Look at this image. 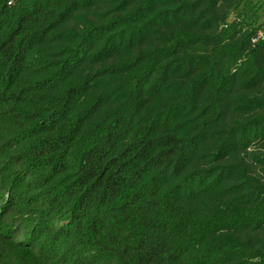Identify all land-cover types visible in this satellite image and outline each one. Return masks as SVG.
<instances>
[{
  "label": "trees",
  "instance_id": "16d2710c",
  "mask_svg": "<svg viewBox=\"0 0 264 264\" xmlns=\"http://www.w3.org/2000/svg\"><path fill=\"white\" fill-rule=\"evenodd\" d=\"M244 2L0 0V264H264Z\"/></svg>",
  "mask_w": 264,
  "mask_h": 264
},
{
  "label": "rangeland",
  "instance_id": "374dc122",
  "mask_svg": "<svg viewBox=\"0 0 264 264\" xmlns=\"http://www.w3.org/2000/svg\"><path fill=\"white\" fill-rule=\"evenodd\" d=\"M252 7L257 16L260 17L259 20H264V0H250V2H244L237 12L243 10H250V12H252Z\"/></svg>",
  "mask_w": 264,
  "mask_h": 264
},
{
  "label": "built area",
  "instance_id": "2783aa9c",
  "mask_svg": "<svg viewBox=\"0 0 264 264\" xmlns=\"http://www.w3.org/2000/svg\"><path fill=\"white\" fill-rule=\"evenodd\" d=\"M264 40V24L260 28H258L251 37V43L254 45L257 42Z\"/></svg>",
  "mask_w": 264,
  "mask_h": 264
}]
</instances>
